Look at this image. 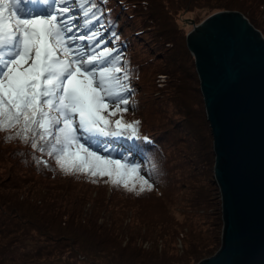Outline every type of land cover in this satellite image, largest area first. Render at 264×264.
Returning a JSON list of instances; mask_svg holds the SVG:
<instances>
[{"label": "trees", "instance_id": "obj_1", "mask_svg": "<svg viewBox=\"0 0 264 264\" xmlns=\"http://www.w3.org/2000/svg\"><path fill=\"white\" fill-rule=\"evenodd\" d=\"M178 1L184 5L183 9H191L197 8L194 3L199 0ZM231 2L232 0H214V6L209 11L237 9L264 37L262 24L246 8L242 6L234 8L229 4ZM261 5L264 7V2ZM100 6L102 9L106 7L110 10L104 12V22L107 23L109 20L112 22V29L118 33L120 40L115 44L111 43L108 40L110 32H105L103 28L99 29L104 39L108 40L106 44L101 45L99 51L106 46L123 53L119 66L124 67L127 62L129 80L123 81L122 73L115 75L121 79L122 83L135 89L130 97L127 112H116L115 115L109 116V111H115V104L114 110H109L107 116L113 121L118 116L125 122L141 121L139 128L141 137H149L151 143L142 139L130 142L126 137L118 140L112 137L100 139L107 142L116 153H123L140 165V175L150 177V182L155 187L157 186L156 178H167L169 182L174 183L175 188H179L185 183L186 178L182 181V178L174 174L177 165L181 167V161H178V158L188 161L189 157H194L196 159L194 169L199 170L203 162L210 161L214 164L212 136L206 119L193 56L184 42L186 33L182 30L177 42L174 31L181 29L172 24L168 17L169 11L161 5V0H106V5L101 3ZM163 15L168 17V21H166L167 18L162 17ZM163 44H168L169 48H164L163 46L166 45ZM160 46L168 51L166 53L168 56L164 59L165 70L162 72L166 75L167 81L164 86L168 89L161 91V88H154L151 94L146 91L145 83L142 81L144 66H139L134 59H137L138 53L140 57L143 56L144 61L151 56H159ZM186 62L189 63L186 64ZM136 100L137 106H135ZM166 102L171 104V113H164ZM123 107L121 105V108ZM143 107L147 109L140 112L147 113L148 118H139L138 115L130 118L127 116L133 110V114H141L136 110ZM194 109L198 112L197 115ZM148 121L152 123L150 130L145 127ZM199 126L203 134L200 133ZM10 134L8 131H0V264H31L32 261L40 260V258L46 261L58 253L61 256L64 253L62 251L67 250L66 247L71 248L76 255H80L82 257L80 260L84 263L87 260H95L92 257L95 255L119 264L117 260L124 258L122 251L128 249L130 243L122 247L120 239L122 234L116 233L117 228H112L114 225H110L109 222L101 223V217L95 213L89 215L84 212L85 207L91 204L96 210L105 213L106 219L111 202L100 195L97 198H90V192L88 193L83 187H77L72 177L81 175L80 179L94 178L87 174H73L67 175L68 181L61 180L66 174L56 165L54 157L47 155L49 150L47 146L43 153L33 150L30 146L31 137L28 143L15 138L8 141V144L5 142V137ZM37 142L38 146L46 145V142L39 140ZM37 158L47 161V166L37 164ZM176 162L177 164L174 165ZM208 184L211 192L209 199L211 202L217 201L220 195L216 183L209 179ZM118 187L124 189L121 186ZM135 187L140 189L139 181L135 182ZM212 205L215 206V203L213 202ZM216 219L215 217V223ZM218 224H222L221 218ZM118 229L121 231L122 228L118 227ZM67 240L70 241V245L66 242ZM215 242L218 246L219 236L214 237L213 243ZM57 247V252H60L54 255L53 250ZM114 251L120 253L111 257ZM141 251L144 253V250ZM210 253L212 251L205 252L208 255ZM73 255H66L68 257L66 259L72 261L70 259ZM150 257L154 259V256ZM73 262L77 261L73 260ZM137 262L139 261L132 264Z\"/></svg>", "mask_w": 264, "mask_h": 264}, {"label": "snow or ice", "instance_id": "obj_2", "mask_svg": "<svg viewBox=\"0 0 264 264\" xmlns=\"http://www.w3.org/2000/svg\"><path fill=\"white\" fill-rule=\"evenodd\" d=\"M101 3L106 0H0V131L11 133L5 142L28 143L31 137V148L41 153L47 146L66 175L108 177L107 183L127 191L139 181L140 192L150 191L154 185L140 175V165L100 139L151 143L141 137V121L104 115L112 103L109 116L127 112L135 89L115 75L129 80L127 62L119 66L123 53L106 46L97 51L120 40L112 22H104L110 10ZM101 28L110 32L108 40Z\"/></svg>", "mask_w": 264, "mask_h": 264}, {"label": "water", "instance_id": "obj_3", "mask_svg": "<svg viewBox=\"0 0 264 264\" xmlns=\"http://www.w3.org/2000/svg\"><path fill=\"white\" fill-rule=\"evenodd\" d=\"M212 136L221 246L198 264H264V38L237 11L186 34Z\"/></svg>", "mask_w": 264, "mask_h": 264}, {"label": "rangeland", "instance_id": "obj_4", "mask_svg": "<svg viewBox=\"0 0 264 264\" xmlns=\"http://www.w3.org/2000/svg\"><path fill=\"white\" fill-rule=\"evenodd\" d=\"M213 2L214 0H199L194 3L197 8L183 9L184 5L179 3L178 0H161V5L169 11L168 17L172 24L181 29L177 32L174 31V34L177 35V42H179L182 30L187 34L191 31L193 25L200 24L205 18L215 12L237 11L242 14L237 9L209 11L214 6ZM262 2L264 0H232L229 4L234 8H238V6L246 8L264 27V7L261 5ZM242 15L244 16V14ZM162 17L167 18L166 21H168V17H165V15ZM244 17L246 18V16ZM166 23L170 24V22ZM73 31L76 32V29H73ZM77 35H79L78 32ZM184 42H186V35ZM84 43H87V41ZM160 45L162 46V43ZM163 45H166L163 46L164 48H169L168 44ZM161 46L159 56H151L148 60L144 61L143 56L140 57V53H138L139 55H136L137 59H134L139 66H144L142 81L145 83L144 87L147 89L146 91L151 94L154 92V88H161V91L168 89V87L164 86L167 81L166 75L162 73L165 70L164 59L167 58L168 54L166 53L168 51ZM99 50L97 49V51ZM188 63L186 62V64ZM144 94L141 95V98ZM164 104L166 106L163 109L164 113H171V104L169 102ZM135 106H137V100ZM114 108L115 103L109 105V110H114ZM146 109V107H143L136 111L140 112ZM133 111L131 114H127L129 118L136 115L139 118H148L147 113L140 112L141 114H133ZM194 111L197 115L196 109ZM107 114L108 112L104 113L105 116ZM117 119H120L119 116L114 121ZM151 124V121H148L145 125L146 129L150 130ZM198 129L203 134L200 126ZM7 143L9 144V142ZM190 155L192 154L190 153ZM178 161H181V167L177 165L174 174L178 175L180 179L182 178V181L186 178L185 183L179 188H175L174 183L169 182L167 178H156V187L154 186L150 191L147 190L148 192H140L136 187L135 191H127L118 186H113L106 182L108 181V177H102L103 179L94 178L95 183L93 182L94 179L89 177L82 176L85 177L82 179H80L81 175L72 177L77 187H83L88 193L90 192V198H97L100 195V197L106 198L111 202L112 205L109 212L106 213V219L104 217L105 213H102L101 210H96L93 207L94 205L91 204L85 207L84 212L89 215L95 213L98 217H101V223L109 222L110 225H114L112 228H117L116 233L121 232L122 234L120 238L122 240V247L128 242L130 243V247L122 251L124 258L120 261L116 258L119 264H132L135 261L144 264H198L204 258L213 256L219 250L222 233V224H218L219 218H221V202L219 203V196L217 201L212 200L211 202L209 199L211 192L209 191L208 183L209 179H211L213 162L210 163L209 161L207 163L202 161V167L199 170L197 168L194 169L196 162L194 157H189L188 161L178 158ZM176 164L177 162L174 163V165ZM67 177V175H64V179L61 180L68 181ZM213 202L215 206L212 205ZM215 217L217 218L216 223ZM118 227L122 228L121 231H119ZM213 229L215 230L212 231ZM215 236H219L220 238L218 246L216 242V244L213 243ZM66 242L69 245L71 244L68 240ZM57 249L58 247L53 250L54 255L60 252H57ZM65 249L67 250H63L62 253L68 252L63 253L61 256L58 253L49 260L44 261V259L41 260L40 258V260L32 261L31 264H116L114 261L112 263L105 258L95 255H92L95 260H87L84 263L80 260L82 257L78 254L77 256L74 251H71V248L66 247ZM141 250H144V253ZM208 250L212 251L210 255L205 254ZM119 253V251H114L111 257ZM66 255H73V258L70 259L72 261H68ZM150 256H154V259ZM73 260L77 262H73ZM139 262L136 264H140Z\"/></svg>", "mask_w": 264, "mask_h": 264}, {"label": "bare ground", "instance_id": "obj_5", "mask_svg": "<svg viewBox=\"0 0 264 264\" xmlns=\"http://www.w3.org/2000/svg\"><path fill=\"white\" fill-rule=\"evenodd\" d=\"M159 79V78H158ZM161 79V78H160Z\"/></svg>", "mask_w": 264, "mask_h": 264}]
</instances>
